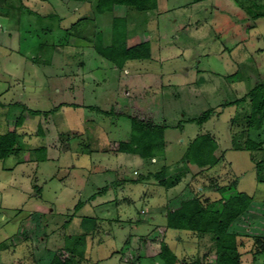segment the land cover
<instances>
[{
    "label": "rangeland",
    "instance_id": "374dc122",
    "mask_svg": "<svg viewBox=\"0 0 264 264\" xmlns=\"http://www.w3.org/2000/svg\"><path fill=\"white\" fill-rule=\"evenodd\" d=\"M260 12L264 0H157L153 11H129L127 33L147 38L151 57L118 69L93 48L96 36L110 43V13L89 2L0 0V132L21 135L0 160V264H47L67 246L79 264H164L154 256L159 240L181 259L214 264L209 236L162 231L164 210L192 193L217 199L215 185L234 180L253 200L229 227L240 264H264L250 238L264 236V171L258 180L250 152L232 140L264 147V129L246 130L249 92L264 82ZM207 109V121H191ZM128 115L164 121V156L116 150L130 137ZM203 133L223 158L202 171L178 164ZM163 167L166 177L187 171L165 188L147 176Z\"/></svg>",
    "mask_w": 264,
    "mask_h": 264
},
{
    "label": "trees",
    "instance_id": "16d2710c",
    "mask_svg": "<svg viewBox=\"0 0 264 264\" xmlns=\"http://www.w3.org/2000/svg\"><path fill=\"white\" fill-rule=\"evenodd\" d=\"M64 1H75L80 3L89 2L95 13H110L112 29L110 43L104 45L101 40L102 38L100 37L101 35L96 36V39H93V48L100 56L113 63L116 68H123L128 61L145 60L151 57L149 40H143L128 45V38L133 36L127 33L125 19L129 11L149 12L157 9V0ZM117 8H124V14H116L115 11H117ZM258 16H264V12H260ZM249 96L252 98V103H254L251 113L247 114L248 122L246 130L252 129L253 131H259L264 129V82L257 83L255 87L250 90ZM29 112L33 114L40 113V111L33 110H29ZM211 113L212 109H207L198 118L190 120L199 124L207 121ZM128 116L131 119L130 137L127 141H120L117 144L116 150L138 154L145 159L155 157L156 153H159L160 156H164V130L166 128L164 121L162 120L160 123H155L152 119L145 118L144 116ZM235 118L236 115L231 119V126L235 125ZM22 119L23 116H19L17 122H15V126L20 125ZM20 137L21 135L14 128L5 132H0V160L8 157L18 149ZM232 137L237 149L250 152V159L255 164L258 180H262L260 173L264 171L263 141H255V139L247 138L246 136L245 140L242 142L241 134H239V136L233 134ZM217 149L218 143L216 139L207 133H203L189 143L185 155L180 161H178V164L180 162L183 163V166L193 164L201 171L210 169L223 158V153L218 157L215 156ZM257 153H260L261 155L259 158ZM184 168L185 169L180 168V170L172 177L165 176V167L155 173H148L147 176H151L160 185L165 186V188H170L175 186L185 175L187 169L186 167ZM147 176L146 178H149ZM133 181H136V179H133ZM235 185L236 180L218 187L215 185L217 192L221 194V196L214 200L208 199V197L201 198V196L196 193H192L186 197L182 196L175 198L173 203L170 202L172 205L164 210L166 223L161 227L162 231L165 232L166 230L171 229L176 232L189 231L196 233L198 236L205 234L209 236L213 242V250L215 254L214 264H240L239 244L237 241L238 235L230 232L229 227L234 220L248 209L253 200L247 194L235 191ZM106 189L107 187H104L99 191L103 192ZM84 218V220L88 219H86V217ZM84 224L87 225L85 221ZM96 227L97 225L94 223L88 228H93L94 230ZM250 238L252 243H254L256 247H259V252L264 253V236H253ZM152 242L158 243L159 245L154 256L164 264L200 263L198 259L188 261L185 258H179L163 240ZM63 250L67 252V256H62V253L52 252L47 264H79L83 259L81 253L79 252L77 254L74 248L67 246L66 248H63ZM125 260L130 261L128 254L125 257Z\"/></svg>",
    "mask_w": 264,
    "mask_h": 264
},
{
    "label": "crops",
    "instance_id": "0c3cea01",
    "mask_svg": "<svg viewBox=\"0 0 264 264\" xmlns=\"http://www.w3.org/2000/svg\"><path fill=\"white\" fill-rule=\"evenodd\" d=\"M133 39H134V36L131 37V38H128V40H127L128 45H131V44H134V43H138V42L143 41V40H148L147 38H145V39H142V40H139V41L135 42V41H133Z\"/></svg>",
    "mask_w": 264,
    "mask_h": 264
}]
</instances>
